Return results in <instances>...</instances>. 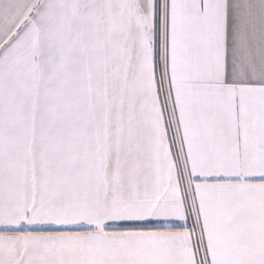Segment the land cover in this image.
<instances>
[{
  "label": "snow or ice",
  "instance_id": "1",
  "mask_svg": "<svg viewBox=\"0 0 264 264\" xmlns=\"http://www.w3.org/2000/svg\"><path fill=\"white\" fill-rule=\"evenodd\" d=\"M0 264H264V0H0Z\"/></svg>",
  "mask_w": 264,
  "mask_h": 264
}]
</instances>
